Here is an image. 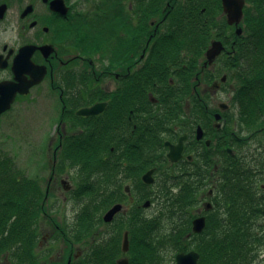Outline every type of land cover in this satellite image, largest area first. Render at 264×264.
<instances>
[{
	"label": "flooded vegetation",
	"instance_id": "af4514ba",
	"mask_svg": "<svg viewBox=\"0 0 264 264\" xmlns=\"http://www.w3.org/2000/svg\"><path fill=\"white\" fill-rule=\"evenodd\" d=\"M200 1L0 0V160L9 156L7 115L18 112L15 122L21 112H33L31 119L41 123L38 139L46 138L43 144L54 151L46 185L38 178L49 204L72 197V177L82 174L73 165L104 162L101 177L112 179L111 187L122 185H116L117 194L129 198L112 205L122 212L106 224L117 225L145 190L154 197L157 177L169 171L179 173L188 190L198 185L194 220L207 223L218 207L221 169L229 173L235 159L250 167L264 160V105L245 96L255 71L250 50L244 55L236 49L238 26L228 27L223 0L212 3L215 37L205 49L206 36L192 44L189 26L199 18ZM244 8L243 20L247 8L264 19V0L259 7L246 0ZM216 41L224 51L211 62L208 49ZM5 93L13 103L1 112ZM172 147L183 155L178 163L169 159ZM69 153L83 156L74 161ZM161 156L167 159L161 169L149 168ZM151 170L154 182L148 185L143 176ZM145 201L149 207L151 200ZM51 213L57 220L46 218L39 229L42 253L45 243L61 246L56 239L67 223H76V213ZM78 246L67 263L83 255Z\"/></svg>",
	"mask_w": 264,
	"mask_h": 264
},
{
	"label": "trees",
	"instance_id": "16d2710c",
	"mask_svg": "<svg viewBox=\"0 0 264 264\" xmlns=\"http://www.w3.org/2000/svg\"><path fill=\"white\" fill-rule=\"evenodd\" d=\"M213 1L199 2V18L194 26L192 22L189 26L192 44L193 39L206 36V42L202 44L204 49L209 38L215 37L213 31L217 22L212 18ZM256 1L259 7L261 0ZM218 2L221 4L220 0ZM244 19V34L237 38L236 49L244 55L250 50L247 58L252 59L255 71L254 82L244 89L245 96L256 97L255 105H264V19L255 18L249 8ZM82 156L69 153L67 158L77 161V157ZM233 161L230 174L227 168L220 171L223 176L218 207L210 212L203 234H193L191 226L196 217L193 209L197 206L199 187L193 183L188 190L179 173L170 175L167 172L159 191H155V198L145 190V195L141 194L136 204L119 216V223L110 226L102 220L103 215L116 203L127 204L128 196L123 192L117 194V184L113 183L111 187L112 179L101 177L104 162L73 165L74 170L82 174L77 178L76 190L70 195L81 205L74 210L76 218L73 222L76 223H67L65 235L56 239L65 243L62 251L66 256L59 264H69L68 258L76 243L87 244V247L82 251L83 256L71 264H118V259L125 256L130 264H175L176 254L187 251L198 252V264H264L258 256V249L264 242V178L261 177L264 160L259 167L251 166L254 172L243 159V162ZM164 162H167L166 156L153 157L149 168L159 166L161 169ZM206 164L209 165V161ZM20 170L23 169L11 156L0 160V259L5 258L9 264H57V258L43 261L46 252L39 251L37 242L41 220H46L47 212L51 214L58 210L59 205L47 204L38 179L25 176ZM142 172L141 169L139 174ZM138 182L142 183V180L139 178ZM117 186L122 188V185ZM147 199L151 200V209L146 205ZM155 202L159 209L149 215L153 208L151 203L154 205ZM104 225L109 231L102 232ZM126 231L129 232L130 251L123 255Z\"/></svg>",
	"mask_w": 264,
	"mask_h": 264
},
{
	"label": "rangeland",
	"instance_id": "374dc122",
	"mask_svg": "<svg viewBox=\"0 0 264 264\" xmlns=\"http://www.w3.org/2000/svg\"><path fill=\"white\" fill-rule=\"evenodd\" d=\"M23 108V107H22ZM18 112H15V114H9L7 115V150L9 153V156H11L15 163L17 165L19 164L20 168L23 170H20L25 176H33L36 177L37 179H41L42 177V182L44 185H46V180L49 179L50 175V168L55 165L54 161V154H53V149H48L47 148V143L43 144L44 142H47L46 138L43 139H38L39 131H38V126H41V123H38V121H33L31 117H33V112L30 113L29 111H25L20 113V116H18L17 121H14V116H17ZM36 119V118H35ZM13 122L14 125H12ZM36 133V134H35ZM255 143L252 142L250 145V148L254 147ZM246 151V149H242L239 152L242 153ZM63 157V156H62ZM62 157H58V159H61ZM64 166L66 164L63 162L62 163ZM62 165V166H63ZM48 170V171H47ZM68 170H64V173H68ZM170 173V171H169ZM159 176V175H157ZM159 178V179H158ZM163 177L160 175L157 177L156 180V190L159 191L160 185L162 183ZM263 182V181H262ZM261 183V182H259ZM72 184L74 185L73 189L76 190L77 188V179L72 177ZM72 189V190H73ZM48 204V202H46ZM58 211H62V214H65L67 212H73L74 210H77L79 208L80 202L77 201L76 199H72L70 196V199L63 200L59 203ZM159 209V205L157 202L154 203L153 208L151 211L148 212V214H153L154 212H157ZM69 213V214H70ZM149 214V215H150ZM47 220H50L51 218L53 220H57L56 216H54L52 213L47 212V216H45ZM43 228L45 227L46 223L44 222L45 220H41ZM105 222V221H104ZM106 223V222H105ZM41 225V224H40ZM102 232L103 231H109L108 226L104 225L101 227ZM47 248H46V253L43 254V261L49 259V256H51V260L57 258L58 261L64 262V257L62 253V249L64 247L65 243H62V245H58V243H45ZM87 247V244H81V246H78L77 248H80L82 251ZM76 248V249H77ZM261 252L262 257L264 258V242L261 247L258 249ZM49 253V254H48ZM47 255V256H46ZM83 255H80L79 258H81ZM78 258V259H79ZM9 261H6L5 258L0 259V264H9ZM66 263V262H65Z\"/></svg>",
	"mask_w": 264,
	"mask_h": 264
},
{
	"label": "water",
	"instance_id": "95a60500",
	"mask_svg": "<svg viewBox=\"0 0 264 264\" xmlns=\"http://www.w3.org/2000/svg\"><path fill=\"white\" fill-rule=\"evenodd\" d=\"M246 4V0H223V9H224V13H226L227 15V19L229 21L230 24H239L242 20H243V16H244V7ZM237 33L239 36L242 35L243 33V29H241L240 27L237 28ZM222 51H224V46L223 43L221 41H216L212 44V46L208 49V59L209 61L213 62V60L215 58H217V56L222 53ZM39 80L38 82L35 83H40ZM33 86V85H32ZM13 98L14 96L12 95H8V94H4V108H1V112H5L6 110H8L11 107V104L13 103ZM178 149L177 147H172L171 151H170V156L169 159L172 163H178L183 155H179L178 154ZM154 173V170H151L150 172H148L147 174H145L144 177V182L148 185H152V183L154 182V177H152ZM66 191L70 190V188H65ZM208 206H210L208 204ZM122 212V207L120 205L114 206L112 207V210L108 211L104 217L103 220H105L106 223H112L114 216L118 213ZM193 226V233L195 234H202L206 228V218L204 217H199L196 218L192 224ZM124 242H123V246H122V250L123 253H127L130 251L129 247H130V239H129V233L126 232L124 234V238H123ZM177 264H198L200 256L197 252L191 251L188 252L186 254L181 253L178 254L177 256ZM118 264H130V260H128L127 258L125 259H121Z\"/></svg>",
	"mask_w": 264,
	"mask_h": 264
},
{
	"label": "bare ground",
	"instance_id": "6f19581e",
	"mask_svg": "<svg viewBox=\"0 0 264 264\" xmlns=\"http://www.w3.org/2000/svg\"><path fill=\"white\" fill-rule=\"evenodd\" d=\"M244 21H245V20H242L239 24H237V23H236V24H230L229 21H228L227 24H228V27H229V28H231L230 26H238V27H240V28L242 27V28H243V33H242V35H243V34H244V27H245V22H244ZM242 28H241V29H242ZM242 35H241V36H242ZM127 232H128V231H127ZM128 233H129V232H128ZM122 252H123V251H122ZM128 253H129V252H127V253H123V255H125V254L127 255ZM199 260H200V259H199ZM118 261H120V260L118 259Z\"/></svg>",
	"mask_w": 264,
	"mask_h": 264
}]
</instances>
